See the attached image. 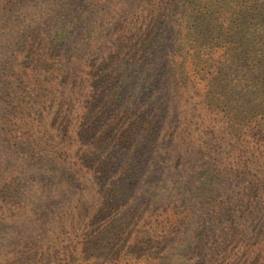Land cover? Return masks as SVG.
<instances>
[{"label":"trees","instance_id":"1","mask_svg":"<svg viewBox=\"0 0 264 264\" xmlns=\"http://www.w3.org/2000/svg\"><path fill=\"white\" fill-rule=\"evenodd\" d=\"M0 264H264V0H0Z\"/></svg>","mask_w":264,"mask_h":264}]
</instances>
